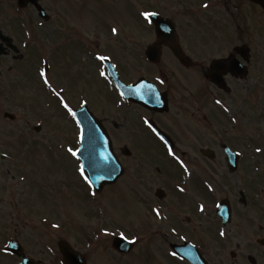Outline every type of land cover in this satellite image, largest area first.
Listing matches in <instances>:
<instances>
[{
  "label": "flooded vegetation",
  "instance_id": "af4514ba",
  "mask_svg": "<svg viewBox=\"0 0 264 264\" xmlns=\"http://www.w3.org/2000/svg\"><path fill=\"white\" fill-rule=\"evenodd\" d=\"M38 2L42 7L61 9V14L55 9L45 10V71L52 72L55 67L67 72L68 79L63 75L60 77L59 73L55 75L57 82L64 78L62 83L72 89V92L66 88L63 90L67 102L71 100L74 110H85L100 121L110 136L111 149L116 159H135L131 177L128 176L126 167L123 168V175L119 180L128 176L135 184L147 185L157 179L154 196L158 189L161 192L159 197H156V209L160 210L159 217L168 223L162 225L168 232L157 228L156 236L159 245L165 248L162 255L171 260L169 264H264V208L254 199L251 202L248 193L249 190L256 189L255 178L251 177V169L255 167L256 160H253V154L249 153L251 148L255 150V147L253 137H245L243 127L244 115L247 112L244 104L250 110H255L258 104L255 99L260 100L259 95L264 93V89H260V82L264 83V69L259 68L260 57L253 53L256 36L252 28L248 27L250 23L261 25L258 17L264 23V12L261 8L249 0H138L144 8L139 11L136 9L135 14L145 25V31L136 36L121 34L118 31V34L111 32L101 37L97 31L87 33L82 29L78 31L77 27L69 28L66 19H77L80 22L82 13L94 17L99 6L136 3L135 1ZM9 3L11 7L13 4L17 6L18 0H9ZM205 3L209 5L208 8L203 7ZM25 8L34 10L31 3L25 4L22 10ZM145 11L156 12L157 16L165 20L159 26V35L155 25L148 23L141 15ZM200 13H205L206 30L198 33L195 31L197 18L203 19ZM224 17L235 23L234 31L215 28L212 22L223 21ZM10 45L14 46L9 47ZM151 46L159 54L156 63L149 62L146 57ZM14 47L16 49H13ZM0 51L4 52L2 56L10 55L14 60L19 59V49L12 38L4 42L0 40ZM97 54L111 57L109 62L115 66V72L122 84L131 86L141 80L152 84L159 92V97L152 95L150 88L144 87L143 93L147 95V99H153V105L147 106L124 99L113 80L108 75H100L101 72L107 71L103 65L104 61L96 59ZM116 54L122 55L123 58L116 59ZM225 57L229 61L230 70L218 73L216 66L222 63ZM180 59L186 64H182ZM157 77L164 83L161 84ZM101 82L112 88L113 96L109 97L108 116L98 115L99 97L95 94V87ZM7 90V94L12 95V91ZM55 98L57 99L56 96ZM85 100L87 104L83 103ZM5 113L8 112L3 113V118L9 120L10 118L4 116ZM145 118L151 123V128L144 122ZM153 128L156 131H153ZM160 136H163L164 140H161ZM34 139V136L31 137L32 143ZM169 146L175 152V157L169 154ZM224 146L238 156L232 171L229 169ZM241 148L244 149L238 150ZM204 151L211 153L206 156ZM176 157L183 160L187 170ZM7 161L8 159L0 158V167ZM19 162L13 163L16 169H12L14 176L11 186L9 185L13 190L12 210L18 219L21 215H32L35 205L34 185L28 168L24 166L28 161ZM155 163L158 165L152 168ZM20 166H24L22 171ZM153 171L156 172L155 175ZM221 171L219 176L213 175ZM6 173L9 175L10 170L6 169ZM2 178L0 176V180ZM213 178L227 186L229 180L238 184H243L246 178H251L252 181L236 191L244 194V202L240 208L231 206L230 223L226 225L218 218V223L210 222L212 213L207 198L211 194ZM261 183L264 191V181ZM195 184H198L197 196L203 197V212H196L195 208L193 211L187 204H191V199L196 195L193 192ZM5 188L6 185L0 181V191ZM181 188L185 191H180ZM228 193L233 192L229 190ZM139 196L141 197V194ZM221 232L225 235L221 236ZM11 239L20 243L28 264H63L60 253L47 258L48 263H43L41 259L28 255L17 238ZM60 242L66 241H58L57 247ZM172 244H191L199 255L197 257L195 252H191L190 263L178 255H173L170 250ZM183 250L190 251L188 247ZM4 255L12 258L15 264L21 261L19 256Z\"/></svg>",
  "mask_w": 264,
  "mask_h": 264
},
{
  "label": "rangeland",
  "instance_id": "374dc122",
  "mask_svg": "<svg viewBox=\"0 0 264 264\" xmlns=\"http://www.w3.org/2000/svg\"><path fill=\"white\" fill-rule=\"evenodd\" d=\"M133 1L136 3L99 6L94 17L82 13L80 22L77 19L72 21L66 19V25L71 29L77 27L78 31L82 29L87 33L97 31L101 37L111 34L113 27L121 34L141 35L145 31V25L135 12L136 9L139 11L144 7L138 3V0ZM43 9L46 11L55 9L61 14L59 7H43ZM200 15L203 19L197 18L195 31L198 33L206 30L205 13ZM258 18L261 25L250 23L248 27L252 28L256 36L253 53L260 57L259 68L262 70L264 69V23L260 17ZM212 23L218 30H235V23H232L228 17H224L223 21ZM0 31L11 37L19 49V59L16 60L10 55H0V153H7L8 159L7 163L0 167V176L3 177L0 181L6 185V188L0 191V264H15L12 258L4 255V246L14 237L21 242L28 255L41 259L43 263H48L47 258L59 255L57 243L60 240L66 241L73 249L82 253L86 264L171 263L170 259L162 255L165 248L159 245L156 236L157 228L168 232L165 226H162L168 223L153 213L158 202L154 196L157 179L147 185H138L133 180H129L131 170L136 164L135 159L125 161L121 157L120 161L124 169L128 168L129 177L104 187L95 196L86 184V186L81 185L77 168L80 164L78 161L75 162L74 155L68 151L69 148L74 147L72 143L75 141V127L71 117L62 111L60 100H56L54 93L44 85L43 78L39 75L40 71H44V64L47 63L46 24L39 19L33 9L21 10L15 4L11 7L9 0H5V2L0 1ZM115 58H123V56L116 54ZM53 68L52 72L47 73L53 87L57 90L66 88L72 92L68 85L62 83L64 78H61L60 82L56 80L57 73L60 77L63 75L67 78V72ZM95 88V94L99 97L98 115L108 116L109 97L113 96L112 88L102 82ZM7 89L12 91V95L7 94ZM260 89H264L262 82ZM62 94L66 95L64 91ZM259 98L260 100L255 99L258 102L255 110H250L244 104L247 112L244 115L243 127L245 137L250 135V139L253 137L255 150L251 148L249 153L253 154V160H256L255 167L251 169L253 173L251 177L255 178L256 189L249 190L248 193L251 202L254 199L264 208V191L261 183L264 181V93L259 95ZM68 103L73 108L74 103L71 100ZM75 105L77 106L76 103ZM4 112L13 114L15 119H4ZM35 125H39L41 130L34 132ZM33 136L35 139L32 143ZM244 143H247L246 138ZM257 148L262 150L257 152ZM116 153L119 157V152ZM16 161H20L19 163L28 161L24 166L28 168L34 185L35 200L32 215L27 217L21 215L19 219L12 210L13 190L9 187L14 176L12 169H16L13 163ZM157 165L158 163L153 164L152 168ZM24 166H20L21 171ZM6 169L10 170L9 175ZM155 174L156 172L153 171V175ZM220 174L222 171L213 175ZM219 181H216V178L212 179V191L207 198L212 213V221H210L212 224L216 223L214 210L218 202L227 198L232 208H240L242 205L237 201L236 191L245 186V183L252 182L251 178H246L243 184L229 180L227 186ZM197 189L198 184H195L193 189L195 194ZM229 190L233 193L229 194ZM194 196L201 201L198 200L197 205L194 198L190 201L191 204L187 202L193 211L203 204V197L197 194ZM105 229L111 234L106 235ZM15 232L20 237H17ZM121 232L128 240L135 241L130 252L124 256L117 254L111 248V240L120 236Z\"/></svg>",
  "mask_w": 264,
  "mask_h": 264
},
{
  "label": "water",
  "instance_id": "95a60500",
  "mask_svg": "<svg viewBox=\"0 0 264 264\" xmlns=\"http://www.w3.org/2000/svg\"><path fill=\"white\" fill-rule=\"evenodd\" d=\"M30 2H33L36 6L37 11L39 12V16L44 17L45 14L43 12V9L37 4L36 0H28ZM256 2L261 3L260 0H255ZM19 6H23V3L18 2ZM262 8L264 9V5L262 6ZM158 29L159 26L161 25V22H156ZM155 23V24H156ZM159 34L161 32V30H158ZM0 38L1 40L5 41V40H9L8 38L2 37L0 34ZM0 54H2V51H0ZM147 57L150 61L154 62L157 60L158 58V53H156L154 51V47L150 48L147 52ZM179 58V57H178ZM184 62V61H183ZM111 69L112 66H111ZM109 73H111L110 68H109ZM117 87L119 88V90L121 91V93H123V95L125 96L126 99L128 100H134L137 102H143L142 99V95L138 90L139 85L133 86V87H125L123 85H121L119 83V81L117 82ZM136 91V94H131V92ZM79 113V112H78ZM77 113V118H79V114ZM81 123L84 126V131H85V143L81 144V148L79 150V157L81 158L82 162H83V167L85 168V171L87 172V175L89 177V179H91L93 181V183L91 184V186L96 190V191H100L102 186L105 184H113L117 178L120 176V172L117 169V173H115L113 176L109 177L106 175L105 171L103 169L100 168H93L92 167V161L94 159H99L98 156V152L99 151H103L104 148H106L108 150L109 153H111L110 147H109V140L107 135L105 134V131L99 127V125L97 123L93 124L96 127L97 132L99 133V135L106 140V143H104L103 148H99L98 152L94 153L92 152L89 148H88V140H87V136H88V127H89V123H87L86 120H82ZM36 130H39L38 128H36ZM226 151V149H225ZM228 152V164H229V168L231 170H233L235 168V155L231 152ZM114 158L113 155L111 153V157H110V162H113ZM91 161V162H90ZM115 162V161H114ZM116 163V162H115ZM229 205L226 201H223L220 203V205L218 206V214L220 216H223L224 218L229 215ZM113 247L120 250V251H126L127 249H129L131 247L130 244L126 243L125 240H123L122 238H116L113 241ZM60 252L63 256V264H84V261L82 258H80V256L78 254H76L75 252H73L70 248L67 247V245H65L64 243H60ZM176 249V248H175ZM179 248H177L178 250ZM6 250L9 253H14L17 256H21L22 257V261L21 264H28V261L23 257V254L21 252V247L17 246V244L15 245L12 241L11 243L9 242V244L6 247ZM82 262H80L81 260Z\"/></svg>",
  "mask_w": 264,
  "mask_h": 264
},
{
  "label": "snow or ice",
  "instance_id": "6c2138e0",
  "mask_svg": "<svg viewBox=\"0 0 264 264\" xmlns=\"http://www.w3.org/2000/svg\"><path fill=\"white\" fill-rule=\"evenodd\" d=\"M204 8H208L209 5L207 3H205L203 5ZM141 15L144 17V19L148 22V23H151L152 22V17L158 15V13L156 12H149V11H145V12H142ZM112 33L115 35V34H118V29L113 27L111 29ZM96 59L100 60V61H105V60H110L111 57H108V56H104V55H100V54H97L96 55ZM115 67V66H113ZM216 70L218 73H224V72H228L230 69H229V61L227 59V57L224 58V60L222 61V63H220L219 65L216 66ZM115 74V73H113ZM39 75L43 78V83L44 85H46L52 93L55 94V96L60 100V103L63 105V108L67 110V113L72 116L73 118H77V113L76 111L69 105V103L67 102V100L65 99V97L63 96L62 92L63 90L60 89V90H57V88L53 87L52 85V82L50 81V79L48 78V74L46 71H40ZM101 76H105L107 77V73L105 72H101L100 73ZM157 79L159 80V82L161 84L164 83V81L162 79H160L159 77H157ZM141 87H146V88H150L151 89V94L154 95L155 97H159V92L156 91V89L154 88V86L152 85H147V84H142ZM138 91V90H136ZM136 91H133L131 92V94H136ZM121 95H123V93H121ZM84 104H87V100H85L83 102ZM217 103H220V101H217ZM88 119V116H87V113H80V117L76 119V123L77 125L79 126V142L81 144L85 143V131H84V126L83 124L81 123L82 120H87ZM235 120V118H233ZM146 124H148V126L151 128L152 125L151 123L147 120V118H145V121H144ZM153 131H156L154 128H153ZM157 135H159V133L157 132ZM160 139L161 140H164V137L163 136H160ZM87 140H88V148L96 153L98 152V149L99 148H103L104 146V143H106V140H104L100 135L99 133L97 132L96 130V127L94 124H91L89 123V127H88V136H87ZM165 143H167V141H165ZM262 149L260 148H257L256 151L257 152H260ZM69 152L72 153V155L74 156H77L79 157L80 153L77 152V151H74L73 149L69 148L68 149ZM168 152L170 155L174 156L175 157V152L172 150V147L169 146L168 148ZM4 155L6 156L7 153H4ZM239 155V153H238ZM98 156H99V159H94L92 161V167L95 169V168H100V169H103L106 173L107 176L111 177L113 176L116 172H117V166L115 164V162H110V157H111V153L108 152V150L106 148H104L103 151H99L98 152ZM177 160L180 161V163L182 165H184L185 167V170H187V165L184 164L183 160H180L179 157H176ZM79 172L81 174V176H83L84 180L89 184L91 185L93 183V181L91 179H89V177L85 174V170H84V167L83 165L80 166L79 168ZM180 191H185L184 188H181ZM93 196L96 195V193L93 191L92 193ZM200 211H204V205L201 204L200 205ZM155 212H156V215L157 216H160L161 213H160V210L157 208L155 209ZM53 227H59V225H53ZM105 234H111L109 233L108 229H105ZM221 236L225 235L224 232H221L220 233ZM120 236L123 237L125 240H127V237L124 236V233L121 232L120 233ZM135 241H133L134 243ZM11 243V242H10ZM173 255H175V253H173Z\"/></svg>",
  "mask_w": 264,
  "mask_h": 264
}]
</instances>
